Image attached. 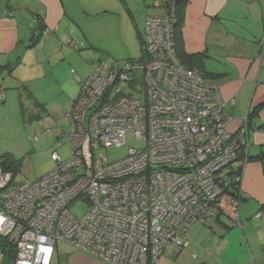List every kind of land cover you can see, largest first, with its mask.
Listing matches in <instances>:
<instances>
[{"label":"built area","instance_id":"obj_1","mask_svg":"<svg viewBox=\"0 0 264 264\" xmlns=\"http://www.w3.org/2000/svg\"><path fill=\"white\" fill-rule=\"evenodd\" d=\"M164 10L146 16L138 58L93 63L78 80L51 171L18 182L0 158V243L13 246L9 264H51L60 242L104 264H156L168 249L188 245L194 223L230 216L241 226L242 201L227 190L231 172L239 169L233 178L240 181L247 161L248 116L231 129L235 97L224 99L219 85L180 62L173 9ZM44 133H51L47 123ZM128 133L138 145L108 160L103 150L122 147ZM62 139L70 147L65 159L57 152ZM79 201L88 209L76 216ZM6 255L0 245V264Z\"/></svg>","mask_w":264,"mask_h":264},{"label":"crops","instance_id":"obj_2","mask_svg":"<svg viewBox=\"0 0 264 264\" xmlns=\"http://www.w3.org/2000/svg\"><path fill=\"white\" fill-rule=\"evenodd\" d=\"M120 7L132 23L138 40L136 30L142 38L146 16L164 13L162 8L152 4V0H0V80L9 76L16 82H29L30 106L34 107L33 116L40 125L45 127L47 123L44 117L49 116L48 101L39 97L36 89L39 86L32 84L40 75L45 76L44 67L58 68L61 64L68 67L72 61L71 54L82 57L84 52L75 51L88 41L83 20L117 12L114 10L122 12ZM142 12L145 15L140 31L135 17L141 16ZM125 27L127 31V24ZM263 29L264 0H187L180 31L185 65L200 69L208 82L219 85L224 99L235 97L231 129H235L250 113L247 151L250 157L264 152V107L253 113L255 107L264 101V49L259 48ZM125 36L122 33V37ZM71 44H74L73 48ZM66 59L70 60L65 62ZM81 66V63H76L75 77L69 73L68 96V89L58 79L55 80L60 92L65 94L57 107L61 116L64 113L66 117L78 95V80L83 81L89 75ZM239 187L245 197L238 206L241 226H227L230 225L227 218L210 222L225 228L220 230L223 238H212L214 245L224 252H218V259L211 264H264V158L246 161ZM257 213H260L259 217H256ZM192 225L188 229L187 241L190 237L192 246L208 243V238L202 239L199 235L201 226ZM188 245L191 244L188 242ZM184 249H168L167 255L177 262ZM188 258L187 264H205L190 261V256ZM191 259L196 258L192 256ZM51 264L104 263L63 242L58 244Z\"/></svg>","mask_w":264,"mask_h":264},{"label":"rangeland","instance_id":"obj_3","mask_svg":"<svg viewBox=\"0 0 264 264\" xmlns=\"http://www.w3.org/2000/svg\"><path fill=\"white\" fill-rule=\"evenodd\" d=\"M120 10H122L121 7ZM114 11L117 12L83 20L82 25L88 41L85 42V46H81V48L79 46V50L75 51L76 53H79V51L84 52L82 57L80 58L77 54H71L72 61L68 67L62 66V64L58 68L49 69L44 67L45 76L41 77L40 75V77H37L35 84H32V86H39V88H36L39 91V97L44 99V101H48L46 102V108L49 113L48 118L51 121H48L47 125L51 129L50 134L44 133V125H40V121H36V117L33 116L35 110L34 107L31 108L28 98L30 93L28 91L29 82L21 80L16 82L14 78L9 76H6L4 80H0V89L5 93V98L0 99V156L5 155L16 163L18 168L15 173L16 181H32L51 171L55 167V162L51 159V152L56 149L57 134H65L69 131L70 125L67 118L64 113H61L62 116L59 115V110H57L58 103L64 98L65 94L60 92L61 89H59L55 80L58 79L59 83L68 89L66 92L68 96L70 92L69 73L71 76H76V63H81V68L84 69L85 74L90 76L93 71V63L107 62L112 64L115 61L122 64L129 58H138L140 56L141 47L139 40L135 35L132 23L129 22L128 16L123 14V10L122 12H118L119 10ZM144 15V12H142L141 16L135 17L136 26H138L140 31L143 29L142 20ZM125 24L128 26L127 31ZM122 33L126 34L124 38ZM71 47L73 48L74 44H71ZM68 60L70 59H66L65 62H68ZM54 74L57 77H54ZM6 84L10 86H6ZM52 88L54 92H50ZM30 136H37L38 141H30ZM137 145L138 142L134 140L133 135L128 133L126 142L122 147H108L103 152L108 160L114 161L122 158L129 146ZM57 152L63 159L69 157L70 147L64 139H62L61 145L57 147ZM87 209V204L82 201L71 207V211L76 216L83 215ZM222 218H227L230 224L225 223L227 226H236L234 219L230 216L220 217V219ZM227 220L225 219L224 221L227 222ZM196 224L201 226L202 229L199 235L202 239L208 238V243L201 242L199 246L197 244L192 246L191 238L189 237L188 242L191 245L185 247L183 255L177 262H174V259L167 255V251L161 256L157 264H163L164 261H167L168 264H187L189 256L190 261L204 262L205 264H211L218 259L216 254L224 251L214 245V239L223 238L220 230H225V228L219 224L212 225L210 222ZM61 244L63 242L59 243V245ZM193 255L196 256V259H191ZM237 256L239 260L241 252ZM202 258L204 260H201Z\"/></svg>","mask_w":264,"mask_h":264},{"label":"trees","instance_id":"obj_4","mask_svg":"<svg viewBox=\"0 0 264 264\" xmlns=\"http://www.w3.org/2000/svg\"><path fill=\"white\" fill-rule=\"evenodd\" d=\"M186 1L187 0H162L161 2H159L158 4L155 3V0H152V4L159 6L160 8L164 10V7L166 8V11L169 13V9L172 8L173 12L171 17H169L171 19V22L173 21V32H174V39H175V49L177 51V55L178 58L180 60V62L185 65V56H183V54H181V50H182V40H181V28L183 25V18H184V8L186 5ZM171 4L172 7H169ZM168 7V8H167ZM171 14V13H169ZM137 32V36L140 40V44L142 43V38L139 36L138 31ZM189 58H191L190 56H187ZM187 67L190 68H196L194 66H189V65H185ZM198 69V68H197ZM200 70V69H199ZM201 71V70H200ZM264 107V101L261 102L260 104H258L255 109L253 110V113H255L256 111H258L259 109ZM232 109H230L231 111ZM250 115V113H249ZM249 115H248V125H249ZM1 160H2V164H3V168L7 169V170H12L13 174L15 175V173L18 171V168L16 167V163L14 162V160H12L11 158L2 155L0 156ZM264 158V152L256 155V156H247V160L249 159H259L262 160ZM20 167V166H19ZM231 175L237 176L239 175V169H235L233 172H231ZM233 176V177H234ZM231 177L230 179V190H227L229 192L230 195H232V197H237L238 199H240L241 201H243V199H245L244 195H242L239 192V184L240 181L239 180H234V178ZM1 247L3 248L4 252L7 254L6 255V264L11 263V260L13 259V246L11 244H7L6 240L1 239V243H0ZM151 264V263H149ZM193 264H199V263H193Z\"/></svg>","mask_w":264,"mask_h":264}]
</instances>
